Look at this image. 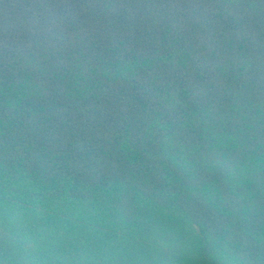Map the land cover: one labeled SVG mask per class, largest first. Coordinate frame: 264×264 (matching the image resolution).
<instances>
[{"label": "trees", "instance_id": "1", "mask_svg": "<svg viewBox=\"0 0 264 264\" xmlns=\"http://www.w3.org/2000/svg\"><path fill=\"white\" fill-rule=\"evenodd\" d=\"M0 264H264V0H0Z\"/></svg>", "mask_w": 264, "mask_h": 264}]
</instances>
